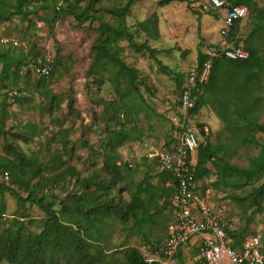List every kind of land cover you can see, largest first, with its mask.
I'll return each instance as SVG.
<instances>
[{
	"label": "rangeland",
	"instance_id": "1",
	"mask_svg": "<svg viewBox=\"0 0 264 264\" xmlns=\"http://www.w3.org/2000/svg\"><path fill=\"white\" fill-rule=\"evenodd\" d=\"M5 1L12 14L9 20H0V38L6 37L17 44H0V47H10L28 55V64L20 67L15 86L1 88L9 85L10 75L0 78V125L5 131L3 135L0 133V156L14 158L7 149L10 145L19 153L15 157L17 162L32 157L26 165L36 173L30 179V185L43 181V189L37 194L43 196L44 204L52 205L57 213L62 208L61 201L79 193L84 177L90 178V190L99 193L107 190L109 195L103 198L119 211V215L106 210L100 216V222L104 235L102 243L109 247L105 253L112 255L110 259L114 264L123 260L126 246H135L142 251L147 241H161L169 218L168 198L147 205L155 217L153 222L138 225L130 215L126 220L120 217L139 183L147 180L152 187L160 184L157 167L146 155L166 147L174 134L173 119L180 113L175 82L161 71V67L185 73L197 64L199 46L207 52L216 44L244 39L253 27L254 13L244 6L247 15L229 36H222L221 14L224 10L213 14L206 0L172 1L163 6L158 4L159 0H137L125 17V24L137 42H148L154 52H135L125 38L118 42L119 58L128 67L137 69V78L142 79L136 84L140 95L134 92L127 95L125 104L110 80L111 73L105 71L99 75L90 68L95 44L105 38L100 24H118L111 10L121 7L126 0H100L89 11L94 18L84 22L64 11L85 8L89 0H22L21 9L28 13L27 16L14 13L18 0ZM254 1L264 8V0ZM152 15L157 18L158 39L138 30V23ZM240 44L244 46L243 42ZM262 47L264 49V41ZM186 49L188 53L182 54ZM34 55L53 60V73L44 81L29 69ZM219 77L221 88L211 92L203 90L207 103L189 116V125L196 130L201 142L220 147L218 156L231 164L247 167L250 158L264 146V132L251 130L244 120L236 118L232 101L241 111L250 101L246 94L239 98L228 75L219 74ZM225 81L226 85L222 83ZM120 87L124 89L130 84L121 80ZM248 87L250 93L262 96L253 108L259 122H264V72ZM6 92L8 99L4 100ZM134 126L139 138L116 148L117 164L124 163L123 169L127 173L121 181L115 182V176L103 169V153L108 150L107 134L110 129L127 130ZM252 136L258 144L241 142ZM205 165L212 172L202 181L222 196L221 201L236 225L246 227V235L264 234L263 214L253 209L243 213L232 199V194L246 193L263 178L234 187L221 182L222 179L214 174L211 162L207 161ZM54 175L59 178L57 184L52 179ZM26 196L23 186L12 183L9 173L6 175L0 169L3 215L7 220L23 215L18 219L24 222L26 231L36 234L42 228L41 221L46 213L37 205L23 201ZM165 201L166 208L160 211Z\"/></svg>",
	"mask_w": 264,
	"mask_h": 264
},
{
	"label": "trees",
	"instance_id": "2",
	"mask_svg": "<svg viewBox=\"0 0 264 264\" xmlns=\"http://www.w3.org/2000/svg\"><path fill=\"white\" fill-rule=\"evenodd\" d=\"M100 0H89L85 8L74 9L73 11H64L74 16L80 22L92 20L94 16L89 14L94 5ZM137 0H126L121 7L111 10V14L118 20L116 25L100 24L101 34L105 36L104 39L95 44V55L91 65V70L101 75L105 71L111 73L110 80L120 94V100L126 104L127 95L133 92L139 96L140 91L137 87L138 79L137 69L128 67L119 58L118 42L122 39H127L128 46L135 52H150L153 54V48L148 42H137L132 32L127 29L125 24V17L129 14L131 6ZM172 1H186V0H159L158 4L163 6ZM228 6H246L250 12H253L254 24L248 35L244 39H237L233 44L241 46L248 52L246 59L231 60L224 56H217L212 58V68L208 81L201 86L199 93H196L195 105L190 110L191 114H195L201 106L207 103V99L203 95V90L213 91L220 89L221 76L228 75L229 81L232 84L233 90L239 93V98L247 96L250 104L244 109L237 108L236 102L232 101L235 107V114L237 119H242L245 125L251 130L264 132V122H259L258 114H256L253 106L262 98L261 95L250 93L249 83L253 80H259L260 73L264 72V49L262 42L264 41V8L259 7L254 0H226ZM5 0H0V20L7 21L12 13L9 12V5H5ZM22 0H18L15 5L16 14H24L21 9ZM214 14V10L211 9ZM13 13V14H14ZM200 16V15H199ZM238 20L234 22L228 35L238 24ZM138 30L145 32L150 38L158 39L159 31L157 27V18L152 15L150 18L142 20L138 23ZM230 40V39H229ZM257 40V42L255 41ZM231 42V41H229ZM243 42L244 46L240 44ZM188 49L183 50L182 54H187ZM150 54V55H151ZM47 56L34 55L29 62V69L37 63L38 59L44 60ZM209 55L200 49L197 50L196 61L201 65ZM28 55H24L21 51L16 52L14 49L7 47H0V78L9 74V85H4L1 88H8L15 86L19 79V69L22 65H27ZM109 67L114 70L111 71ZM161 71L173 78L177 91L180 93L184 83L185 74L183 72H175L164 66ZM53 73V60H51V71L48 76H37L41 81L49 78ZM124 80L130 87L121 88L120 81ZM226 85L227 81L222 82ZM143 84V83H142ZM224 88V87H223ZM10 91V90H9ZM21 92V89L18 88ZM4 100L8 99L7 92L4 93ZM237 96V95H236ZM16 97V95H15ZM136 96L132 97L134 101ZM131 107V106H130ZM261 110V108H258ZM172 128H175L173 125ZM0 133H5L3 127L0 125ZM139 138L136 133V128L129 129H110L107 134L106 144L108 150L103 153L104 163L103 169L112 176H115V182L123 179L127 170H124V163H118V153L116 148L121 146L126 141H132ZM241 142H249L258 144L255 137L249 139H241ZM175 143L174 137H170L167 141L166 149H173ZM219 146L211 142H200L196 150V165L194 175L196 179H203L204 176L211 174V169L205 163L211 162L214 168V174L222 179L223 184H230L234 187L245 186L247 184L263 180L244 194L234 193L232 199L237 204L238 208L243 213H247L249 209L263 214L264 216V146H260L258 154L250 158L247 167H240L229 163L223 156H218L217 152ZM8 152L14 154V158L8 156H0V169L4 173H9L12 183L23 186L27 192V196L23 201H29L42 208L46 215L41 221V230L34 234L26 231L24 222L18 218L23 215L7 220L3 215L4 209L0 204V264H114L110 259L112 255H107L105 251L109 247L102 242L104 235L101 231L100 216L106 211H119L111 207V204L104 199L108 196V191L105 190L99 193L97 190L89 189V177L81 179L82 189L79 193L69 196L67 200L61 201L62 208L57 213L52 209V205H45L43 196H38V192L43 189V181H37L30 185V179L36 175L33 168H28L27 160L17 162L15 157L18 152L10 145L7 147ZM55 184L59 182V178L52 176ZM160 184L157 187H152L150 183L145 180L139 183L137 190L133 193L131 200L127 203L126 210L121 214V219L126 220L127 215H130L136 224L141 225L144 222H153L155 217L147 209V205L159 200L166 199L171 196L175 189V181L170 173L159 172ZM170 182L169 185L166 182ZM146 193L145 196H142ZM169 202V200L167 199ZM167 207L169 208L168 204ZM166 208V201L161 207L160 211ZM166 228V227H165ZM246 227H239L233 233V245H239L240 239L250 235L245 234ZM254 235V234H252ZM264 237V234H262ZM165 238L160 241L149 240L146 245H159ZM151 246V245H150ZM158 247V246H157ZM152 249V246L150 248ZM180 252V251H179ZM112 254V253H110ZM117 264H161L159 262H146L144 252L140 251L135 246H126L123 249V260ZM176 264H185L176 254Z\"/></svg>",
	"mask_w": 264,
	"mask_h": 264
},
{
	"label": "built area",
	"instance_id": "3",
	"mask_svg": "<svg viewBox=\"0 0 264 264\" xmlns=\"http://www.w3.org/2000/svg\"><path fill=\"white\" fill-rule=\"evenodd\" d=\"M214 10H224L221 14L220 34L227 36L235 21H241L247 10L244 6H228L226 0H206ZM17 44L6 37L0 44ZM209 57L201 64H195L185 73L184 83L178 96L179 115L175 116L173 149L162 148L147 153L146 157L156 162L159 172L170 173L175 181V189L169 197V211L165 228V238L159 244H149L141 249L146 262L176 264V254L193 236L203 235L199 245V255L203 264H264V237L262 234L247 235L233 245V233L238 226L229 215L221 195L202 179L194 175L196 162L193 155L200 144V136L189 124L190 110L195 105L199 93L209 79L212 58L224 56L231 60L246 59L248 52L241 46L223 42L206 52ZM51 59H38L32 66L37 76H48ZM7 175V172H5ZM152 249L151 250V246ZM158 246V247H157Z\"/></svg>",
	"mask_w": 264,
	"mask_h": 264
},
{
	"label": "crops",
	"instance_id": "4",
	"mask_svg": "<svg viewBox=\"0 0 264 264\" xmlns=\"http://www.w3.org/2000/svg\"><path fill=\"white\" fill-rule=\"evenodd\" d=\"M232 43H233V41H231V43H229V44H232ZM196 159H197L196 155H193V161L194 162H196ZM153 162L156 165V162L154 160H153ZM166 184L169 185L170 182L167 181ZM168 200H169V198H168ZM168 210H169V208H168ZM169 216H170V211L168 213V217ZM202 237H203V235H195V236H193L191 238V240L180 249L179 254H180V257H181V259L183 260V262L185 264H203V262L200 259L199 250H198V245H199Z\"/></svg>",
	"mask_w": 264,
	"mask_h": 264
}]
</instances>
